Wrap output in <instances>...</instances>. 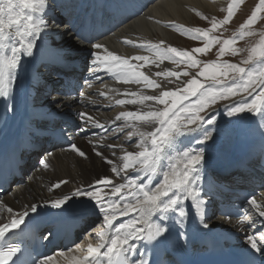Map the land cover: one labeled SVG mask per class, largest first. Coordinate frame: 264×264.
Returning a JSON list of instances; mask_svg holds the SVG:
<instances>
[{"label": "snow or ice", "instance_id": "1", "mask_svg": "<svg viewBox=\"0 0 264 264\" xmlns=\"http://www.w3.org/2000/svg\"><path fill=\"white\" fill-rule=\"evenodd\" d=\"M243 2L244 0H232L228 5L227 15L220 20L213 17L209 29H185L181 26L182 35L193 40L203 38L202 47L187 50L172 46L161 48L159 44L151 42L137 45L131 40L124 41L126 44L146 47L156 58L150 61L148 56L124 58L109 51L102 44L92 45L93 49L104 51V55L99 52L91 53L94 72L105 70L124 84L162 90L153 95L126 90L125 95L131 98L115 101L117 105H141L146 109L121 111L115 116L113 123L124 122L116 131L125 132V129H131L126 132L125 139L131 141L134 137L138 138L133 146L136 150H128L122 144L107 145L108 148L121 149L123 154L119 157V166L98 150L100 145L93 144L95 155L113 165L111 172L122 182L114 183L110 177H101L87 188H77L70 195L51 201V207L65 211L73 198L81 197L84 198L81 204L85 214L91 208L98 210L97 215L102 217L103 227L93 228L88 233L89 236L95 234L98 240L95 246L89 242L83 255L79 254L80 245L57 254L67 264H156L149 256V251L162 250L167 253L174 234L177 242L184 237L183 229L189 216V208L194 209L195 215L201 218L203 228L209 227L203 219L207 209V201L202 195L204 167L207 163L205 151L200 147L184 145L183 141L193 133L198 137H192L197 144L212 140V131L204 125L215 124L216 117L206 110L218 100H229L242 93H247L248 96L255 93V96L250 102L243 98L234 102L226 109V114L232 117L248 112L260 115L264 120V34H261L259 43L249 50L247 58L241 62L251 67L226 61L205 63L198 60L195 54H207L216 44L220 45L217 60L226 53L235 56L241 51L233 46L237 37L221 41L220 37L209 33L228 24ZM50 5L51 0H0V98L5 100L7 110H12L7 100L13 95L23 59L34 57L38 41L49 28L46 16ZM262 12L264 0H258L251 14L240 25V37L255 34L251 31V26L257 22L258 14ZM156 60L161 63L169 60L177 67L183 63L189 69L200 68L201 64L203 67L195 75L187 70L155 72V77H162L167 84L180 82L178 86L164 90L161 83L139 70L150 62L155 64ZM131 61L143 63L135 64ZM156 66L159 67L158 64ZM230 73L233 75L229 83ZM189 76L191 78L186 81L181 79ZM198 76L204 77L205 82H201ZM173 77L175 81L171 79ZM100 95L105 93L101 92ZM149 101L163 107H153L146 103ZM79 116L94 128H105L97 119L84 112L79 113ZM261 128H264V124ZM80 130L86 131L83 126ZM89 143L93 142L90 140ZM70 148L80 157L87 158V153L75 143ZM112 155L116 156V152L113 151ZM40 163L45 169L49 167L44 160ZM66 183L67 181H58L53 187L58 188ZM246 202L258 217H264V204L254 197ZM0 209L9 214L8 222L0 221V238H6V234L12 229L20 228L29 213L38 212L37 205L32 204L25 211L17 213L2 201ZM120 217L130 218L117 223ZM245 220L250 221L249 226L255 223L249 216L239 223L243 225ZM168 221L173 224L166 223ZM261 227L264 228V220L261 221ZM245 241L248 247L242 252L238 264H264V231H261L258 238L255 234L246 235ZM141 248L145 250L141 251ZM18 251L16 246L0 248V264H9ZM257 254L261 257L260 260L256 259ZM33 264H54V257L45 256L43 259L34 260Z\"/></svg>", "mask_w": 264, "mask_h": 264}, {"label": "bare ground", "instance_id": "2", "mask_svg": "<svg viewBox=\"0 0 264 264\" xmlns=\"http://www.w3.org/2000/svg\"><path fill=\"white\" fill-rule=\"evenodd\" d=\"M229 1L51 0L46 16L49 28L38 41V48L34 57L23 59L22 66L18 70L19 78L15 84L13 95L7 100V104L12 106V110H7L5 100L0 98V137L10 133L11 129L20 130L22 127L37 124L39 122L38 118L52 117L56 120L71 115L76 121V125L63 128L59 124V129L67 136L73 137V143L87 153V158L80 157L76 152L72 151L70 145L60 146L46 151V153L42 152L41 156H44L43 160L49 164V167L47 169L43 168L40 163L41 158L32 159L26 166V178L7 192L0 201L10 206L17 213L25 211L32 204L37 205L38 212L29 213L25 221L43 214H49L54 218L61 215L76 214L87 217L88 220L94 219L97 222L90 227L88 233L92 232L93 228L103 227L101 223L102 217L97 215L98 210L90 208L87 214L83 212L81 201L84 198H73L65 211L51 207V201L64 195H70L77 188H87L89 184H94L101 177H110L114 183L122 182L119 177H116L111 172L113 165L107 164L101 157L95 155L92 150L93 144L100 145L98 150L102 151L104 156L113 160L116 166H119V157L123 154L121 149L108 148L107 145L122 144L128 150H136L133 146L138 138L134 137L131 141L125 139L126 132L131 129H125V132L116 131L124 122L117 121L113 123L115 116L121 111L146 109H143L141 105H117L115 101L117 99L131 98L125 95L126 90L128 92L142 91L144 94L153 95L159 94L162 89H149L143 87V85L124 84L117 81L113 74L105 70L94 72V66L91 64L93 59L91 53L99 52L104 55V51L103 49H93L92 45L102 44L109 51L124 58L144 55L148 56L151 61L156 58L146 47L142 48L133 44H126L124 41L131 40L137 45L151 42L152 44H159L161 48H167L168 46L178 49L181 47L184 49L188 48V45L194 42L193 39L181 34V26L185 29L198 27L197 23L201 21V17L213 16L223 10L225 11V9H228ZM79 14H87L88 16L101 15L104 19L114 20L116 27L111 30L108 36L85 43L77 37L76 31H72L68 25L67 19L69 17H72V19L76 18L75 16ZM59 19L62 25L56 27V22ZM251 39L253 40L254 38H249V40ZM161 41L164 43L160 44ZM84 51L85 57L82 56ZM61 58L79 61L87 66L88 75L80 76L81 78H79L82 87L72 94H66L51 82L55 80L54 72L50 70V64L44 61L46 59L50 61L60 60ZM66 62L70 63L71 61L68 60ZM131 62L135 64L143 63L142 61ZM157 64L159 67L156 66ZM139 70L156 79L161 83L162 88L167 90L178 86L180 82L175 81L173 77L171 79L175 83L167 84L162 77H155L154 73L162 70L182 72L185 68L177 67L169 60H164L163 63L156 60L155 64L150 62ZM190 78L191 76L182 77L181 79L186 81ZM101 92L105 93V95H100ZM233 100L220 103V105L224 107L225 103H230ZM146 103L152 104L153 107H163V105H155L151 101ZM81 112L94 117L105 128H94L90 123H85L80 119L79 113ZM26 115L31 116L32 120H26ZM221 119L224 122L217 126L204 125V127L212 131V140L204 144H197L192 137H198L193 133L190 138L184 139L183 144L190 145L193 148L200 147L204 149L207 160L204 167V178L215 170L224 172L234 166L235 162L247 160L248 164L254 168L253 175L260 177L259 181L262 184L261 187L256 188V192L251 198L254 197L258 202L264 204V128H261L264 120L257 114L249 116L247 119L249 127L246 128L245 137L240 140L238 129L234 125L228 127V122L224 116ZM41 124L42 126L46 125L45 121H42ZM81 126L86 131H81ZM90 140L93 142L92 144L89 143ZM113 151L116 152V156L112 155ZM131 174L129 173V175ZM58 181H67V183L61 184L58 188L53 187ZM217 181L218 179H216ZM204 183L208 184V181L204 179L202 184ZM50 188H52L51 191L49 190ZM206 191L204 189L202 193L203 198L207 201V209L203 219L209 227L207 229L203 228L201 218L197 217L195 210L191 208H189V216L185 224L192 223L199 231L217 233L225 239H233L236 247L243 250L246 249L248 246L245 236L255 234L258 238L261 231H264V228L261 227V221L264 220V217H258V214L250 209L247 202L244 203V206L248 216L255 221L251 226H249V220H245L244 224L241 225L239 223L241 220H231L217 216L216 207L210 204ZM8 216L9 214L6 210L0 209V221L8 222ZM128 218L130 217H120L117 223ZM88 233L72 246V248H76L77 245L81 246L80 255L86 252L89 242L94 246L98 242L94 233L91 236ZM62 251L67 252V250L60 249L46 256H53L54 264H67L63 257L57 255Z\"/></svg>", "mask_w": 264, "mask_h": 264}, {"label": "rangeland", "instance_id": "3", "mask_svg": "<svg viewBox=\"0 0 264 264\" xmlns=\"http://www.w3.org/2000/svg\"><path fill=\"white\" fill-rule=\"evenodd\" d=\"M230 3H232L231 0L229 1V4ZM257 3H258V0H244V2L241 5H239V7H238L239 9L238 8L236 9L234 17L231 19V21L228 24L224 25L223 27L218 28L216 31L209 33L210 35L220 37L221 41H223L224 39H231L234 36L237 37L236 43L233 45L234 47L241 50L237 55L233 56V55H231V53H226L224 56L220 57L219 60H217L218 49H219L220 45L216 44V45L212 46L211 50L208 51L207 54H195L196 58L198 60L205 62V63L212 62V61H217V62L222 63V62L226 61L229 63L241 64V66H243V67H251V65H243L241 62H242V60L247 58L249 49H251L252 47H254V45L256 46L259 43L261 34H264V12L258 14L257 22L251 26V31H253L255 33L254 35L240 37L239 34L241 32L240 25L245 22V20L251 14L252 10L254 9V7L256 6ZM227 8H228V6H227ZM226 15H227V9H225V11L223 10L222 12H219L217 15L203 16V17H207L208 19H204L203 17H201V21L198 22L197 25L200 28L209 29L211 27V20L213 17H215L217 20H220V19H223ZM239 18H240V20H239ZM202 21H204V22H202ZM56 23H57L56 27H59L62 25V22L60 19L57 20ZM251 37H253L254 39L249 40V38H251ZM248 40H249V42H247ZM193 42L194 43L189 44L188 45L189 47L185 48V49L191 50L195 47L204 46L203 38L199 39V40H193ZM246 43H248V44H246ZM249 43H250V45H249ZM179 49H184V48L181 47ZM76 54H79V53H76ZM82 56L85 57V51L82 52ZM179 66L185 68V70L189 71L192 75H195L203 67V64H201L200 68H196V69H189L183 63H181ZM232 75H233L232 73L229 74V79H228L229 83L231 82L230 78ZM197 78L200 79L201 82H205L204 77L198 76ZM253 96H255V93L253 94ZM253 96H248L247 93H242V94L237 95L235 97H231L229 100H218L216 102V104L212 105L210 109L206 110V111L210 110L211 115H215V117H216V122H215V125L213 124V126H217L218 124H222L224 121L221 119V117L224 116L225 120L228 122L227 123L228 127H230V125H232V126L234 125V127H236V129H238V136L240 137V140H241L243 137H245L246 130H247L246 128L249 127V124L247 123V119L249 116L253 115V113L245 112V113H241V114L229 117L226 114V109L229 106H231L234 102L241 101L242 98L246 99L248 102H250L252 100ZM231 100H233V101L230 103H227L224 107H221L220 103L229 102ZM215 106L219 107V109L218 110L212 109ZM64 111H66V109H64ZM201 115H204V113H201ZM216 133H217V130H216Z\"/></svg>", "mask_w": 264, "mask_h": 264}]
</instances>
